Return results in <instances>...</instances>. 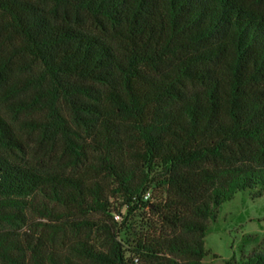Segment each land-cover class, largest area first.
<instances>
[{"label": "trees", "instance_id": "trees-1", "mask_svg": "<svg viewBox=\"0 0 264 264\" xmlns=\"http://www.w3.org/2000/svg\"><path fill=\"white\" fill-rule=\"evenodd\" d=\"M249 189L264 0H0V264H204Z\"/></svg>", "mask_w": 264, "mask_h": 264}, {"label": "rangeland", "instance_id": "rangeland-1", "mask_svg": "<svg viewBox=\"0 0 264 264\" xmlns=\"http://www.w3.org/2000/svg\"><path fill=\"white\" fill-rule=\"evenodd\" d=\"M251 192L239 191L219 207L206 236V248L212 254L205 258L204 264H224L223 260L241 259L264 250V194L253 197Z\"/></svg>", "mask_w": 264, "mask_h": 264}, {"label": "built area", "instance_id": "built-area-1", "mask_svg": "<svg viewBox=\"0 0 264 264\" xmlns=\"http://www.w3.org/2000/svg\"><path fill=\"white\" fill-rule=\"evenodd\" d=\"M150 197V194L148 193V195L146 196V198H149Z\"/></svg>", "mask_w": 264, "mask_h": 264}]
</instances>
